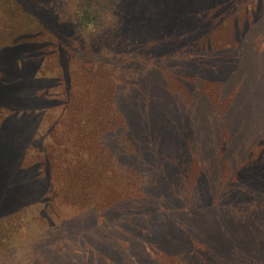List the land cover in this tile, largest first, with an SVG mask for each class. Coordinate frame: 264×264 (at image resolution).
<instances>
[{"label":"rangeland","instance_id":"374dc122","mask_svg":"<svg viewBox=\"0 0 264 264\" xmlns=\"http://www.w3.org/2000/svg\"><path fill=\"white\" fill-rule=\"evenodd\" d=\"M84 1L0 0V79L7 81L0 86V147L15 145V130L20 133L26 129L21 145L30 147H26L24 160L34 162L37 155L49 163L41 174L20 180L24 190L0 189V194L11 200L5 211L12 208L17 212L16 204L25 203L29 204L25 211L28 218H35L31 240L16 247L14 254L24 257L23 264H110L118 257L130 262L123 254L130 242L126 233L143 235L148 227L150 238L156 239L164 252L165 264H264L263 242L253 251L240 243L223 250L219 240L225 237L216 236L214 231L218 228L225 233L231 225H217L212 220L205 223V208L210 203L206 192L208 188L214 191L213 181L220 189L232 184L233 168L237 171L257 164L262 151L263 144L256 137L264 126V34H256L252 27V17L262 7V0H233L206 17L200 14L204 25L191 37L169 45L170 55L158 53L160 58L152 55L135 62L121 54L97 52L103 44H93L88 35L73 30L68 9ZM20 21L28 28L21 29ZM20 36L24 43L19 48L16 40ZM106 39L104 36V43ZM18 54L32 61L24 62V83L15 89L20 95L11 109V123V118L2 115V108L8 113L12 102L13 62ZM244 77H248L251 88L235 94V100L236 87ZM210 98L215 99L219 120L233 103L230 132L222 122L209 119ZM146 99V108H140ZM140 110L145 111L144 119ZM164 110L169 115L162 114L157 121ZM29 112L28 120L14 125L19 115ZM32 131L36 136L29 140ZM146 145L179 155L182 165L171 167L164 160L154 159L144 165L132 154L137 147L143 154ZM188 147L200 148L203 155L199 163H191V174L187 171ZM211 152L215 159L206 162ZM114 156L116 165L125 166L124 180L116 177L107 183V191L118 189L113 193L114 201L104 205L91 201L90 197L101 194L104 186L94 191L81 188L68 196L58 192L53 181L58 183L62 172H52L68 161L81 167L92 163L94 167L95 161L106 163ZM4 160L0 157V165ZM197 166L205 175L200 174L202 171L194 174ZM162 170L165 175L155 184ZM1 177L2 173L0 185L15 181L8 172L3 181ZM168 179L181 185L183 192L174 195ZM122 199L130 204L125 210H108L122 205ZM95 210H99L97 218ZM135 213L145 218L133 216ZM132 221L138 222L135 227L139 233L129 225ZM207 226L211 227L204 229ZM114 241L121 246L120 251L109 247ZM101 253L108 254L102 257ZM170 253L172 256L167 257ZM128 255L140 259L147 256L135 245Z\"/></svg>","mask_w":264,"mask_h":264},{"label":"trees","instance_id":"16d2710c","mask_svg":"<svg viewBox=\"0 0 264 264\" xmlns=\"http://www.w3.org/2000/svg\"><path fill=\"white\" fill-rule=\"evenodd\" d=\"M230 1L233 0H85L84 2L78 3V6L76 4L75 7L68 9V21L71 23L73 30H75L76 32H80L81 34L88 35L89 37L87 38L91 40L93 44H103L101 48L97 49V52L106 51L108 52V54L112 55L121 54L125 59H128L131 62H135V60L137 59H149L152 55H155L158 58H160L159 54L170 55V51L167 49L169 45H171L174 41H180L185 37H191L200 26L204 25V17H206V15L215 11H219ZM200 14H203L204 17L199 18ZM252 19L254 21L252 27L257 31L256 34L259 32V34H264L261 33V31L264 30L263 0L262 7L256 9V12ZM100 20L104 21L101 22ZM106 20H109V22H111L110 25L106 23ZM18 26L21 29H24V27L28 28L27 23L24 21H20ZM106 28L108 30H106ZM104 36L108 38L105 40V43L103 42ZM94 37L97 38V40H95ZM21 38L23 37L20 36L18 40H16V42L19 44V48L21 47L20 45L24 43L21 42ZM119 50L120 52H118ZM19 56V54L16 55L13 62L14 74L12 76V79L14 81V85L11 86V91L12 88L14 89L11 93L12 102L9 105L8 113L6 112L7 110L5 108H2V115L5 114L4 116L9 119L11 118L9 117L11 116V111L18 102V99L16 98H18L20 95V93H16L15 89L17 86L24 83V62L26 61L27 63L28 61H32L31 57L29 59V57L26 56ZM144 63L148 62L145 61ZM210 69L213 70L214 68L212 67ZM206 80V84H208L209 81L208 79ZM262 81H264L263 76ZM5 83H7L6 78H1L0 86L6 85ZM247 87L251 88V85H249L248 77H244L238 83L233 99L235 97L236 100V95L238 94V92ZM137 91L141 92L139 88L137 89ZM13 95H15L14 98ZM207 103L211 110L209 119H213V122H222L225 125L226 130L230 132V115L234 111V107H232L233 103L230 102L229 107L220 118L221 120H219L217 117L215 99L210 98ZM147 104L148 100L146 99L145 105L143 101L141 104L142 107H139L146 108ZM26 108L28 109L27 106ZM162 109L163 107L161 108V110ZM144 112L145 111L143 110L139 111V114L143 119ZM146 114L148 113L146 112ZM162 114L164 115V117H167L169 115V112L167 110H164L163 112H161V114L159 113L157 121L161 119ZM31 115L32 112L23 113L19 115V118L17 116V123L15 122L14 125L28 120L25 118L31 117ZM4 116L2 118H4ZM12 122L13 119L11 123ZM149 125L152 126L153 124L150 123ZM159 126L161 128L166 127L165 124H160ZM263 127L264 126L258 129V136L256 137H259L258 140L263 144L258 163L255 165L247 164L246 166L239 167L237 171L235 169L236 167L233 168V171L235 172L233 173L235 174V179L231 181V183L233 182L232 184L227 185V187L224 186V188L220 189L219 186L216 187L217 182L214 183L213 181L212 184L215 185L214 191H212L211 188H208L206 192L207 197L210 198V203L205 208V215L207 216L205 218V223H210V220H212L213 223H217V225H221L222 222H227V224H229V227L231 225L230 229L226 230L225 233L218 228L216 231H214L216 236L225 237L224 240H219L223 245V250H229L228 247L232 245L237 246V244L240 243L242 245L244 244L250 251H253L256 247L259 246L261 242L264 243ZM25 130L26 129H24V131L22 130L20 133L18 130H15L16 134H14L13 136L16 140L15 145H2L0 147V157L6 159L4 160L5 163L1 164L2 166L0 165L2 181L4 179V176H7V172L12 174L14 177L13 179L15 180L13 182H8L6 186L4 185V183H2V185H0V189L4 188L8 191L13 192L24 190L26 186L21 183L20 180L28 179V176L35 177L37 174H41L43 166H47L49 164L44 163L43 160L40 161L39 156L37 155L35 157L37 160L34 162L28 163V159L24 160V158H26L25 156L28 153V150L26 151V147H30L29 145H21L23 144L24 136L27 134ZM35 136L36 131H32L28 135V139L32 140L33 138H35ZM149 144H151V139H149ZM146 146L147 147L143 154L140 151L139 147H137L132 154L138 160H141L144 165L151 164L154 160H156V162L164 160L165 163L170 164V166L172 165L171 167H175L177 166V164L182 165V163H180L178 159L179 155L176 156L173 154H168L169 152L164 149H157L156 145ZM202 156L203 155L200 148H187V171H189L190 174L192 172L191 163H199L200 157ZM233 157L234 155H231V158ZM116 158L117 157L114 156L113 159L107 160L106 163L101 162L102 164H99L101 160H98L97 163L95 161L94 167L90 165L92 163L89 164V167H81L75 165L77 162L68 161L62 166V168L58 170H56L55 168L56 171L52 172L53 174H57V171L62 172L61 180L57 181L58 183H56L54 179L53 182L55 186L59 188L58 192H61L66 196H68L71 191H75L81 188H91L90 190L94 191L95 189L93 188L99 189L100 187L104 186L101 194L97 193V196L92 195L90 197L91 201L99 203L100 205H104V203L108 202L109 200L114 201L116 195H113V193L118 191V189L114 187H112L111 190L107 191L108 181L110 179H117L116 177H119L118 179L124 180L123 175L125 173V166L124 164L120 165L122 163H118L119 165H116ZM171 158H175V161L170 162ZM213 159H215V154L214 152H211L210 157L205 159V161L211 162L213 161ZM130 169L131 168H129V170ZM165 170L157 173L156 176L158 180L154 181L155 184H158L159 178L165 175ZM201 171L202 170H199V166H197L194 174L196 173V176H198ZM135 172L136 171L131 173ZM200 174L205 175V172L202 171ZM209 174L210 172H208V175ZM178 175L181 176V173H178ZM215 175H217V173H215ZM161 182H163L162 179ZM167 183L169 184L168 186L171 192H175L173 193L174 195H179L183 192L182 189H180L181 185H179L175 181L168 179ZM9 200L10 197L5 196L3 193L0 194V264H23L24 257L21 255L16 256L14 254V250L16 249V247L21 246L31 240V234L34 228H36L35 218L34 216L28 218L29 213H25V211L28 210L29 204L25 203L22 206L16 204L17 212H12V208L10 211H5V206L9 207V203H7L9 202ZM129 205L130 204L123 200V204L118 205V208H109L108 210L113 212H122ZM10 206L12 207L13 204L11 205L10 203ZM130 209L132 208L130 207ZM94 212L96 213L97 218V216H99L97 215L99 214V210H95ZM139 214L140 213H135L133 216L138 218H145L144 214H141L142 216H139ZM121 215L124 216L125 214ZM124 217H126V215ZM136 223L138 222L132 221L129 225H131L134 229H136V232L139 233V231L135 227ZM175 223L176 222H174V225ZM230 223H232L233 225ZM209 227L211 226H207L204 229H207ZM236 227L240 228L238 232L235 229ZM182 229L184 230V228ZM182 229L181 227L179 228V230ZM149 232L150 230L148 227L145 230V234L143 235H137L134 233L130 234L128 231L125 236L126 239L129 238L130 242H128V246L124 250L123 254L124 259L128 257V260H130V262L123 261L121 257H118V259L113 258L115 262L109 258L111 260L110 264H137L139 263V260H144L145 263L148 262L146 264H165L164 262L166 261L163 257L164 252L158 246V242L156 241V239L150 238ZM163 237L166 239L169 238L168 235H163ZM79 238L84 239V237L81 236H79ZM146 240L152 241H148L149 243H147ZM113 244L114 245L109 246L111 249L117 251L121 250V246L118 243L114 241ZM133 245L139 247V249L143 251L144 255L146 254L147 256L142 259L134 255L127 256V254L131 253ZM145 249L147 251H145ZM29 253L32 257V250H30ZM103 254L108 253H101L100 256L106 257V255ZM118 256H121V253H118ZM171 256L172 255L170 253V255H168L167 257ZM158 260H163V262H160ZM253 260L254 259H252V261Z\"/></svg>","mask_w":264,"mask_h":264}]
</instances>
